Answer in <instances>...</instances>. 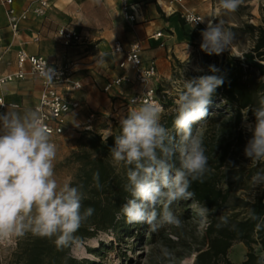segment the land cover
I'll list each match as a JSON object with an SVG mask.
<instances>
[{"label": "rangeland", "instance_id": "374dc122", "mask_svg": "<svg viewBox=\"0 0 264 264\" xmlns=\"http://www.w3.org/2000/svg\"><path fill=\"white\" fill-rule=\"evenodd\" d=\"M160 1L169 8V12H172V15L177 16L183 34L190 36L188 39L181 37V39L173 40V37L164 34L161 29H158L160 36H154L157 32H153L150 35V38L157 42V45L152 48L148 45L144 48V43L136 39L140 42V47L143 50H158L154 58L150 57V59L147 58L142 61L143 65L145 66L150 61H154L157 71V69H160V65L159 62L156 63L155 58H160L161 68L166 70V76L161 75L160 79L151 82L155 93L158 92L160 99L163 101L161 102L158 97L163 108L162 124L166 123L165 117L170 114L173 115L174 121L176 116L175 101L183 89L184 81L208 75L210 73L208 70L209 65L218 66L221 61L235 58L240 60L242 68L255 81L264 80V75H260L254 66L246 68L249 61L245 57V54L252 50L259 34L252 26L264 27V0H241L238 9L231 13L222 9L220 0H183V7L177 3L170 4L168 0L166 2L165 0H159L158 21L161 19V11L164 10ZM47 2L49 7L52 6L50 0H47ZM56 9L58 14L47 16L45 21L47 22L43 33V41L46 42L45 46L49 50L55 48V51H59V56L57 57L58 54H55L53 59H59L61 65L70 64L73 73H87L85 75L92 76L90 77L91 79L93 76L97 78L96 80L99 84L96 85V82H94L96 93L84 96L86 105L94 112L95 116L92 132L101 135L103 138L113 133H119V120L131 110L140 106L128 103V99L137 89V85L133 80L134 72L132 70H121L111 51L97 57V61L101 57V62L89 59V66H81V63H84V65L86 63L80 60L92 57V48L95 43L104 38V30H117L121 42L128 44V39L124 38L123 31L127 26L130 30L133 29L134 25H136V19L134 21L127 20L129 22L127 23L126 19L122 18V10L120 20L113 17L111 9L104 5L101 0H89L82 5L76 4L70 8L56 7ZM185 9L201 16V23L199 25L187 23L183 17ZM47 10L43 16L38 18L46 17ZM209 19H213L216 22L222 21L225 29L233 32L235 36L230 49L220 55H208L200 48L202 39L200 38V33L205 29ZM141 23L144 22L142 21ZM152 25L156 27L157 24ZM60 28L75 32L78 39L64 45L57 33ZM165 31L171 33L167 29ZM161 38L163 39L161 40ZM49 45L52 47L49 48ZM253 60L259 61L256 57ZM260 62L264 64V61ZM198 68L201 70L197 71L196 69ZM118 69L121 71L120 75H125L126 80L120 86L115 87L122 89L123 93L114 95L113 88L109 91H104L103 84L106 85L111 82L118 73ZM243 72L247 75L245 71ZM209 109L212 110L213 114H220L221 116L217 118L213 125H210L208 123L210 115H208L205 121L194 125L193 130L195 133L198 129L202 138L213 136L214 142L217 143L222 122L229 117L230 112L225 109L221 97L216 95L213 96ZM245 112L243 111V115ZM247 116L251 122L250 115ZM80 117H83V114L79 115V119ZM173 121L172 125L167 127L170 134H172L170 130L173 127ZM242 123L243 116L239 127L245 130L242 127ZM80 132L76 130L67 131L57 145V155L54 161L55 176L61 184H69L75 173V163L70 159V153L77 148L76 138ZM217 153L218 149H215L214 154ZM109 160L115 167V173L124 176L122 163L115 162L112 156ZM261 168H264V162H251L245 157L244 150L237 154L236 170L238 172L233 176L234 180H236L234 184L236 186V195L240 198L252 199L256 194L264 190L261 187L254 188L250 180L253 174L261 170ZM126 181L128 182V179ZM125 196L126 202L129 198V193L126 192ZM171 209L181 220L180 227L164 225L156 231H151L146 224H130L125 219L121 221L120 213L117 212L120 222L115 229L98 230L92 236L75 240L63 248L56 246L54 237L51 239L42 237L40 244L43 249L40 264H191L192 252L186 245L189 240L187 237L190 233L201 235L207 219L205 214L202 215L200 213V209L195 202L191 200L176 201L171 206ZM174 232L181 234L183 243L177 241ZM38 237L29 233L22 238H14L10 242L0 244V264H25L32 247L31 243ZM56 252H59V254L54 257L57 254ZM71 260H75L76 263H71Z\"/></svg>", "mask_w": 264, "mask_h": 264}, {"label": "clouds", "instance_id": "9594fccd", "mask_svg": "<svg viewBox=\"0 0 264 264\" xmlns=\"http://www.w3.org/2000/svg\"><path fill=\"white\" fill-rule=\"evenodd\" d=\"M241 0H220L226 12H235ZM200 48L208 55L230 49L235 36L222 21L209 19L200 33ZM200 71L201 69H196ZM210 75L184 81L176 99L173 121L175 135L161 123L163 108L143 103L119 120L120 134L110 147L113 160L127 166L125 191L129 198L120 213L127 223L146 224L151 231L164 225L181 226L171 206L190 200L194 181H201L208 170L203 138L194 125L205 121L208 108L224 78L215 65ZM41 75L50 83L59 73L46 65ZM254 122L243 115L242 127L250 138L244 155L253 163L264 162V98L249 109ZM57 146L38 111L0 112V244L27 234L55 238L58 248L69 245L81 224L94 213L81 211L83 194L79 186L61 184L55 176ZM99 174L94 175L98 182ZM254 188H264V168L250 178ZM209 209L201 207L200 213ZM226 222V218H222Z\"/></svg>", "mask_w": 264, "mask_h": 264}, {"label": "trees", "instance_id": "16d2710c", "mask_svg": "<svg viewBox=\"0 0 264 264\" xmlns=\"http://www.w3.org/2000/svg\"><path fill=\"white\" fill-rule=\"evenodd\" d=\"M252 28L259 34L252 50L245 54L249 61L246 68L254 66L260 75H264V64L260 62L264 61V27ZM254 57L259 61H254ZM216 67L220 69L217 74L223 76L224 83L214 95L221 97L230 115L222 122L217 143L213 136L203 138L208 170L202 182L194 181L189 191L194 193L190 200L199 209L205 206L209 211L205 214L207 222L202 234L190 233L186 245L192 252L191 264H233L227 255L235 242H242L248 250L247 259L242 264H262L260 256L254 254L252 244L259 243L264 249V190L252 199L240 198L235 194L236 180L233 176L238 172L236 156L244 150L251 136V133L239 127V123L243 111L254 122V116L248 110L258 107L259 100L264 98V80L255 81L242 68L240 60L235 58L221 61ZM156 95L159 97L158 92ZM208 112V123L213 125L221 115L213 114L210 109ZM165 119L163 125L167 128L172 125L173 115H167ZM170 131L175 134L174 126ZM119 134L113 133L103 138L93 132L81 131L76 138L77 148L70 153V159L75 163V173L69 184L79 186L82 191L81 211L88 207L95 211L81 224L72 242L90 237L98 230L115 229L120 222L117 212L120 213L126 199L127 166L122 163L124 176H120L115 173V167L109 160L110 147L114 145V137ZM215 149H218L217 154H214ZM97 173L98 182L94 179ZM120 216L123 221L121 213ZM222 218H226V222ZM174 235L177 241L184 242L180 233L174 232ZM41 238H35L31 243L25 264H40L43 249ZM56 253L54 257L59 254ZM71 263L76 262L71 260Z\"/></svg>", "mask_w": 264, "mask_h": 264}, {"label": "crops", "instance_id": "0c3cea01", "mask_svg": "<svg viewBox=\"0 0 264 264\" xmlns=\"http://www.w3.org/2000/svg\"><path fill=\"white\" fill-rule=\"evenodd\" d=\"M89 0H50L52 3V6H50L47 10V15L44 18H38L36 16H30L27 20L20 23L19 29L16 33H13L10 28L7 26V18L5 14V7L0 3V75L13 73L16 71V59H15V53L19 49L25 50L29 54H38L46 58L49 62L55 64V65H61L59 62V59H53L55 54H58L59 51H55V48L47 49V46H45L46 42L43 41V33L45 31L46 27V18L47 16H54L55 14H58V11L56 7H67L70 8L72 5L80 4L82 5L85 2H88ZM104 5H107L109 9H111V13L113 14V17H116L120 20L122 14H121V0H101ZM129 3L132 4L135 16H136V25H134L133 29H129L128 26L124 29L123 34L124 38L128 39V44H124L121 42L117 30H104L103 36L104 38H101L97 43H95V46L92 48L91 55L92 57H86L81 59V66H89L88 62L89 59L96 60L95 62H101V57L99 61H97V57L101 56L102 54H107L110 51L112 52V55L116 58L117 64L121 58V55L114 54L112 51L113 43L115 40H119L122 43V46L127 49L129 44L135 40H141L142 43H144L145 46L155 47L157 45V42L155 40H152L150 38V35L153 32H158V29H161V32H164V34H167L174 39H181V37H184L188 39L190 36H186L183 34L182 27L178 22L177 16L172 15L171 13L166 14L161 11V19H157L158 16V10H159V0H128ZM30 2V0H13L12 6L15 9V11L19 12L21 11L27 4ZM166 2V0H165ZM106 3V4H105ZM118 6V7H116ZM55 8V9H54ZM164 9V8H163ZM166 15H165V14ZM121 14V16H120ZM116 15V16H115ZM118 15V16H117ZM122 18L125 20V18L122 16ZM127 23H129L127 20H125ZM144 23H141V22ZM151 24V25H148ZM152 24H157L156 27H154ZM156 28V29H154ZM169 30L171 33H168L165 30ZM171 34V35H170ZM37 36L38 40L34 41L33 38ZM149 40L147 41V39ZM201 38V36H200ZM163 38H161L162 40ZM51 48L52 46L49 45ZM54 47V46H53ZM158 50L152 49L149 51L143 50L141 48L140 50V57L142 61H145L147 58L150 59L154 58V56L157 54ZM59 54L57 55V57ZM156 63L159 62L160 69H157V77L153 81H157V79L161 78L162 76H166V70L161 68V60L160 58H155ZM24 76L22 79H16L12 82L6 83L2 86H0V95L3 97V100L6 104H17L16 108H12L10 106H6L3 108L1 112L4 111H18L20 113H24L27 111L35 110L36 105L39 101V95H40V81L37 79L34 75L31 74L29 66L27 64L23 67ZM108 71V70H107ZM90 72V71H89ZM115 72V71H114ZM117 72V71H116ZM120 70L118 69V73L114 76L115 78L120 75ZM94 73V72H93ZM83 74V75H81ZM73 73L72 79L75 82H79L81 85V88L70 93L73 98L77 99L80 103V109L75 112L74 114L68 115L66 117V122L69 125L73 126H79L83 123L87 115L92 112L88 108V106L85 103L84 96L93 95L95 94V83H97V78L93 76H87L85 74L87 73ZM125 85V84H123ZM105 84H103V87ZM137 90V89H136ZM135 90V91H136ZM114 95H121L123 93V90L120 88L113 87ZM67 95V94H66ZM94 113V112H93ZM83 114V117H80L79 115ZM79 119L78 121H76ZM63 135L60 139H62ZM252 248L254 251V254L257 256H260L262 259V264H264V249H262L261 245L259 243L252 244ZM247 247L242 242H235L232 244V246L229 248L228 251V259L233 264H242L247 259Z\"/></svg>", "mask_w": 264, "mask_h": 264}, {"label": "built area", "instance_id": "2783aa9c", "mask_svg": "<svg viewBox=\"0 0 264 264\" xmlns=\"http://www.w3.org/2000/svg\"><path fill=\"white\" fill-rule=\"evenodd\" d=\"M169 3H177L181 7L183 0H168ZM0 3L5 7V14L7 18V26L13 33L19 29L20 23L27 20L30 16H43L49 7L47 0H30V2L21 11L17 12L12 6L13 0H0ZM121 10L124 18L128 21L136 19L135 12L131 3L128 0H121ZM184 20L193 25H199L202 21L201 16L185 9L183 13ZM58 36L64 45L69 44L73 40L78 39L75 32L66 28H60ZM155 37L160 36V32L155 33ZM34 41L38 37L33 38ZM140 42L133 40L127 49L122 46L119 40L113 43L112 51L114 54L121 55L118 62V67L123 70H132L134 72V83L137 85V90L128 99L130 104L141 105L143 103H156L162 107L151 82L155 79L157 71L154 61L143 65L140 57ZM16 71L0 75V86L12 82L16 79H22L24 76L23 67L25 64L29 66L30 72L40 81V95L35 111H38L44 123L50 130L53 142L58 145L61 136L67 131H93L95 116L90 112L83 123L79 126L69 125L66 122L68 115L74 114L80 109L81 103L73 98L70 93L81 88L79 82L72 79L73 72L70 64L55 65L49 62L46 58L38 54H29L23 49H19L15 53ZM46 65L54 67L59 73L58 77H54L52 82H48L44 76L41 75V70ZM126 77L124 74L117 76L111 82H108L104 87V91H109L113 87L120 86ZM67 94V95H66ZM6 106L16 108L17 104H6L3 97L0 95V112Z\"/></svg>", "mask_w": 264, "mask_h": 264}, {"label": "bare ground", "instance_id": "6f19581e", "mask_svg": "<svg viewBox=\"0 0 264 264\" xmlns=\"http://www.w3.org/2000/svg\"><path fill=\"white\" fill-rule=\"evenodd\" d=\"M160 4L163 6V8H164V12L166 13V14H168L169 15V8L166 6V5H164V3H162V1H160Z\"/></svg>", "mask_w": 264, "mask_h": 264}]
</instances>
